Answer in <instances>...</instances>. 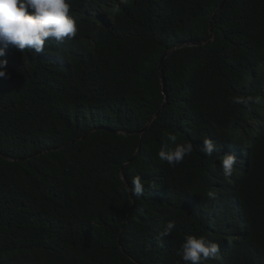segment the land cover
<instances>
[{"label":"trees","instance_id":"obj_1","mask_svg":"<svg viewBox=\"0 0 264 264\" xmlns=\"http://www.w3.org/2000/svg\"><path fill=\"white\" fill-rule=\"evenodd\" d=\"M222 2L72 0L76 37L7 50L0 264H183L187 234L220 243L207 264H264V0H230L212 35ZM169 133L194 144L174 168L157 155Z\"/></svg>","mask_w":264,"mask_h":264},{"label":"clouds","instance_id":"obj_2","mask_svg":"<svg viewBox=\"0 0 264 264\" xmlns=\"http://www.w3.org/2000/svg\"><path fill=\"white\" fill-rule=\"evenodd\" d=\"M78 18L72 12V0H0V78H10L7 70L8 61L5 58L10 47L17 51H34L39 54L45 50L46 41L54 40L63 43L65 38L72 39L79 31ZM250 108L252 97L234 96L231 101ZM167 142H163L157 155L161 161L170 167L181 164L185 157L194 151L191 140L177 142L175 134H167ZM200 150L206 157H211L216 151V144L208 137L203 139ZM237 165L234 154H224L219 167L225 178L233 176ZM132 196L141 197L145 186L140 176H134L125 189ZM207 196L216 198L214 191H208ZM176 228L174 220H167L163 225L160 238L170 236ZM221 246L204 235L187 234L176 253L183 264H207L210 260L221 259Z\"/></svg>","mask_w":264,"mask_h":264},{"label":"water","instance_id":"obj_3","mask_svg":"<svg viewBox=\"0 0 264 264\" xmlns=\"http://www.w3.org/2000/svg\"><path fill=\"white\" fill-rule=\"evenodd\" d=\"M230 0H224V2H222V4L220 5V7L218 8V10L216 11V13L214 14V16H213V18H212V20H211V25H210V32H211V34L213 35V31H212V23H213V20H214V18L224 9V7L228 4V2H229ZM188 44H184V45H181V46H179V47H177V48H175V49H173V50H171L170 52H168L167 54H165L164 55V57L161 59V61H160V66H159V68H160V71H161V68H162V63H163V61L167 58V57H169V55H171L174 51H176V50H178V49H180V48H184V47H186ZM200 45H203V43H200ZM162 82H163V87H164V95L166 96V101H165V103L163 104V106L161 107V109L159 110V112L156 114V116L153 118V120L155 119V118H157L162 112H163V110L166 108V105H167V102H168V95H167V92H166V88H165V81H164V79H162ZM152 120V121H153ZM149 125L150 124H148V126H146L145 128H144V130L143 131H141L140 132V134L141 135H143V133L148 129V127H149ZM0 156H2V157H4V158H6V159H9L10 157H8V156H5V155H3V154H1L0 153ZM22 160H25V159H22Z\"/></svg>","mask_w":264,"mask_h":264}]
</instances>
